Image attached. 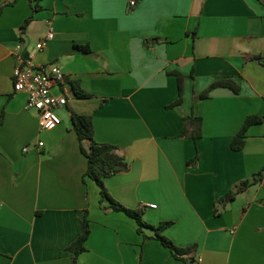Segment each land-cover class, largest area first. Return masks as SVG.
<instances>
[{"label":"crops","instance_id":"obj_1","mask_svg":"<svg viewBox=\"0 0 264 264\" xmlns=\"http://www.w3.org/2000/svg\"><path fill=\"white\" fill-rule=\"evenodd\" d=\"M131 1L0 0V264H74L67 248L86 211L91 234L76 264H181L152 229L139 234L135 219L101 209L74 114L90 116L94 140L118 147L130 167L105 179L116 201L144 210L150 226L173 222L164 235L196 245V264H264V121L241 151L231 148L247 117L264 116V4ZM50 31L54 40L37 50ZM18 54L66 76L53 90L68 104L52 131L40 130L27 95L14 91ZM173 71L185 76L183 103L168 108L179 99ZM221 79L240 92L219 87L203 99ZM74 85L91 98H78ZM190 116L203 120L197 142L181 136Z\"/></svg>","mask_w":264,"mask_h":264},{"label":"trees","instance_id":"obj_2","mask_svg":"<svg viewBox=\"0 0 264 264\" xmlns=\"http://www.w3.org/2000/svg\"><path fill=\"white\" fill-rule=\"evenodd\" d=\"M34 1V0H32ZM264 4L263 0H259ZM3 8H0V14ZM31 18L28 19L24 25V28L30 23ZM261 58V57H259ZM175 76L179 84V99L170 105L168 108H174L183 103L185 76L178 71H173L169 73ZM225 87L231 89L234 93L238 94L240 92V87L234 81L229 79H221L214 82L202 95L203 99L208 98L212 90ZM75 94L78 98L89 99L91 95L83 92L78 86L74 85ZM264 121V116L253 115L247 117L241 130L233 138L231 148L233 151H241L245 146V140L247 138L248 131L251 127L255 125L262 124ZM74 129L77 133L80 149L83 155L86 157L88 162L87 171L85 177L93 180L100 188V206L104 211L113 212H124L127 216L136 220L138 224L139 234H144V229L149 228L155 232V239L158 240L165 248L171 251L172 256L181 264H196L195 251L197 249L196 245L187 248H181L175 245L169 238L164 235L166 229L173 225V222L167 221L162 222L158 226H150L144 221V210H132L129 209L118 201H116L108 191L105 184V179L109 178L115 174L124 173L129 171V165L126 163L124 157L117 154L118 147L110 144H99L94 140V126L93 121L90 116L84 115H73ZM202 125L203 120L198 117L190 116L183 120V128L181 136L183 138H192L197 142L202 136ZM85 143L89 145L86 146ZM198 159V157H197ZM193 162V161H192ZM189 162V165H192ZM258 179H253L252 181H244L237 184L222 201L215 205V213L217 215L223 213L228 206L237 199V197L248 190L250 187L257 184ZM219 207H222L220 209ZM91 234L90 221L88 219V212H85V216L81 221V234L78 239L71 244L67 251L74 254L75 258L73 263L76 264L77 258L86 251V242L88 241ZM145 236V235H144ZM149 239V237H145Z\"/></svg>","mask_w":264,"mask_h":264},{"label":"built area","instance_id":"obj_3","mask_svg":"<svg viewBox=\"0 0 264 264\" xmlns=\"http://www.w3.org/2000/svg\"><path fill=\"white\" fill-rule=\"evenodd\" d=\"M130 6L135 8L137 1L132 0ZM54 38V32H48L37 45V50L45 49ZM21 48L19 46L18 50ZM65 79L66 76L58 65L37 66L32 59L25 60L20 54L17 55V65L13 71V88L16 93L27 95L25 109L37 113L41 131H52L62 123L57 110L65 107L68 99L64 95H55L53 90L64 83ZM43 146L44 143L40 141L38 147ZM150 207L156 208V205H150ZM144 208L145 206L142 207Z\"/></svg>","mask_w":264,"mask_h":264},{"label":"rangeland","instance_id":"obj_4","mask_svg":"<svg viewBox=\"0 0 264 264\" xmlns=\"http://www.w3.org/2000/svg\"><path fill=\"white\" fill-rule=\"evenodd\" d=\"M220 209H222V207H219Z\"/></svg>","mask_w":264,"mask_h":264}]
</instances>
